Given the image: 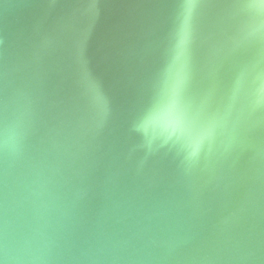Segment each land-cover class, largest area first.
I'll return each instance as SVG.
<instances>
[{
  "label": "water",
  "instance_id": "water-1",
  "mask_svg": "<svg viewBox=\"0 0 264 264\" xmlns=\"http://www.w3.org/2000/svg\"><path fill=\"white\" fill-rule=\"evenodd\" d=\"M182 27L181 0H0V264H264V7L198 0L178 60Z\"/></svg>",
  "mask_w": 264,
  "mask_h": 264
},
{
  "label": "snow or ice",
  "instance_id": "snow-or-ice-1",
  "mask_svg": "<svg viewBox=\"0 0 264 264\" xmlns=\"http://www.w3.org/2000/svg\"><path fill=\"white\" fill-rule=\"evenodd\" d=\"M250 6L264 7V0H248ZM198 4V0H181L183 8V27L180 33V44L178 52V60L182 57L184 48L190 38V29L192 23V8ZM184 71L180 67V71H175L172 81L168 88V103L164 111V116L169 127L173 130H179L183 126V122L179 113L178 96L184 85ZM245 86L242 77H234L231 90L240 91ZM258 97L261 103H264V78L261 79L260 85L257 89ZM198 143L194 144L193 152L198 151Z\"/></svg>",
  "mask_w": 264,
  "mask_h": 264
}]
</instances>
